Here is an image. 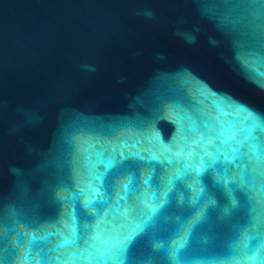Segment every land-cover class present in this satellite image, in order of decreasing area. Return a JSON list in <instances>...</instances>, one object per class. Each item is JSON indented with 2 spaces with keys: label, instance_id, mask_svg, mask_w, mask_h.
I'll return each mask as SVG.
<instances>
[{
  "label": "water",
  "instance_id": "95a60500",
  "mask_svg": "<svg viewBox=\"0 0 264 264\" xmlns=\"http://www.w3.org/2000/svg\"><path fill=\"white\" fill-rule=\"evenodd\" d=\"M0 264H264V0H0Z\"/></svg>",
  "mask_w": 264,
  "mask_h": 264
}]
</instances>
